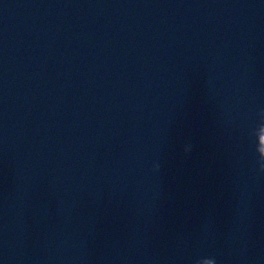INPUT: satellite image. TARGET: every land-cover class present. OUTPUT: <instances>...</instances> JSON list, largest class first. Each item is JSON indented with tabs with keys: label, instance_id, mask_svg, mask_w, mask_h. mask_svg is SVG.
<instances>
[{
	"label": "water",
	"instance_id": "water-1",
	"mask_svg": "<svg viewBox=\"0 0 264 264\" xmlns=\"http://www.w3.org/2000/svg\"><path fill=\"white\" fill-rule=\"evenodd\" d=\"M264 264V0H0V264Z\"/></svg>",
	"mask_w": 264,
	"mask_h": 264
},
{
	"label": "clouds",
	"instance_id": "clouds-1",
	"mask_svg": "<svg viewBox=\"0 0 264 264\" xmlns=\"http://www.w3.org/2000/svg\"><path fill=\"white\" fill-rule=\"evenodd\" d=\"M213 261V260H212ZM214 262V261H213ZM214 264H215V262H214Z\"/></svg>",
	"mask_w": 264,
	"mask_h": 264
}]
</instances>
